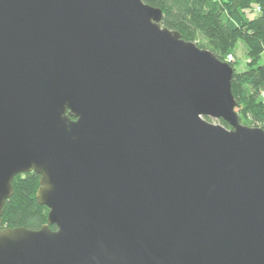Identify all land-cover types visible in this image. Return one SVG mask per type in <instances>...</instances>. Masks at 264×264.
<instances>
[{
    "label": "water",
    "instance_id": "obj_1",
    "mask_svg": "<svg viewBox=\"0 0 264 264\" xmlns=\"http://www.w3.org/2000/svg\"><path fill=\"white\" fill-rule=\"evenodd\" d=\"M163 17L0 0V264H264V130L234 68ZM29 173L47 224L4 229Z\"/></svg>",
    "mask_w": 264,
    "mask_h": 264
},
{
    "label": "trees",
    "instance_id": "obj_2",
    "mask_svg": "<svg viewBox=\"0 0 264 264\" xmlns=\"http://www.w3.org/2000/svg\"><path fill=\"white\" fill-rule=\"evenodd\" d=\"M142 1L162 10L163 27L179 32L184 40L196 43L225 63L229 56L234 57L238 43L243 45L255 64L246 71H237V61L229 63L234 68L232 88L237 115L243 125L264 130V64H260L264 55V0ZM219 121L226 129L231 128ZM39 180L36 173L15 177L14 196L5 203L2 228L39 230L47 224L49 210L36 199Z\"/></svg>",
    "mask_w": 264,
    "mask_h": 264
},
{
    "label": "rangeland",
    "instance_id": "obj_3",
    "mask_svg": "<svg viewBox=\"0 0 264 264\" xmlns=\"http://www.w3.org/2000/svg\"><path fill=\"white\" fill-rule=\"evenodd\" d=\"M234 57L232 58V56H229L227 63H230V62L234 63L236 60L237 61V64H236L237 71H246L248 70L250 66H252V64H255L254 60L247 55L245 48L240 43H238V45L236 46ZM260 64H264V55L262 59L260 60ZM209 121L215 125L221 124L220 121H216L214 119H209Z\"/></svg>",
    "mask_w": 264,
    "mask_h": 264
}]
</instances>
